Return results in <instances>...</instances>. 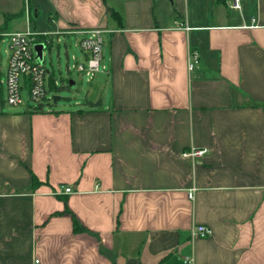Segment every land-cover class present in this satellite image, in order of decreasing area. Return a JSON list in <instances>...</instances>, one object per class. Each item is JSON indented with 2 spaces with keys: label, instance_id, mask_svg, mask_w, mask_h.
<instances>
[{
  "label": "crops",
  "instance_id": "0c3cea01",
  "mask_svg": "<svg viewBox=\"0 0 264 264\" xmlns=\"http://www.w3.org/2000/svg\"><path fill=\"white\" fill-rule=\"evenodd\" d=\"M23 2L0 29L102 28L107 70L100 106L42 113H6L1 80L0 264H264V0Z\"/></svg>",
  "mask_w": 264,
  "mask_h": 264
},
{
  "label": "built area",
  "instance_id": "2783aa9c",
  "mask_svg": "<svg viewBox=\"0 0 264 264\" xmlns=\"http://www.w3.org/2000/svg\"><path fill=\"white\" fill-rule=\"evenodd\" d=\"M234 8L239 9L240 0H231ZM175 28L190 30L187 24L177 20L174 24ZM104 29H90L79 31L74 28L68 30H61L54 33L37 31L27 29L25 31L4 32L0 29V37H8L10 42L8 46V71L6 74V103L10 106H19L25 103L22 97L23 90L28 91L29 102L31 109L40 106L42 103L54 101L52 95H49L51 86L49 77L51 72L45 68L44 62L38 58L35 51V45L43 43L47 47L52 43L51 36L72 34H84V36L77 41L76 46L79 50L86 54L83 61L78 62L77 56H73L76 63L73 65L81 73H85L89 80H92L99 72L107 70V66L103 63L104 52ZM45 53V51H44ZM200 53L197 50L191 49L188 56V68L192 72L200 65ZM71 67H69V70ZM59 82L55 81V86ZM206 149L190 148L189 151L183 153L185 158L200 159L203 158ZM195 188L188 193L190 198H193ZM66 193L73 191L72 187L64 186ZM211 233V229L206 225H197L193 230L195 237L205 238ZM189 261V260H188ZM35 264H41L40 259H36Z\"/></svg>",
  "mask_w": 264,
  "mask_h": 264
},
{
  "label": "rangeland",
  "instance_id": "374dc122",
  "mask_svg": "<svg viewBox=\"0 0 264 264\" xmlns=\"http://www.w3.org/2000/svg\"><path fill=\"white\" fill-rule=\"evenodd\" d=\"M190 5L191 2L195 0H186ZM200 1V0H199ZM23 0H0V18H3L10 11H21L23 7ZM11 25H20L21 28L30 26V28L52 32V27L48 24V15L46 11H43L39 16H36L35 12L31 14V20L27 25L25 18H16L11 21ZM80 36L77 35H59L54 37L53 43L49 44L45 49V60L44 66L49 69L53 74L54 79H57L58 88L54 91H50L49 95L59 96L61 99L58 102H51L52 105L48 106L50 109H63L71 110L79 108L87 103L88 100L96 99L97 96L95 91L98 85V78L90 81L87 75L81 73L77 68H74L73 65L76 63L74 55L78 57V62H81V52L76 46ZM8 37H0V70H2L1 80H5L6 65L8 63V46H9ZM69 67L71 69L69 70ZM70 80L75 83H71ZM96 81V82H95ZM3 96L5 97V91H3ZM22 97L25 100V103L20 106H10L6 105L4 111L6 113H16L24 112V108L29 102L28 91L22 93ZM6 99V98H4Z\"/></svg>",
  "mask_w": 264,
  "mask_h": 264
},
{
  "label": "trees",
  "instance_id": "16d2710c",
  "mask_svg": "<svg viewBox=\"0 0 264 264\" xmlns=\"http://www.w3.org/2000/svg\"><path fill=\"white\" fill-rule=\"evenodd\" d=\"M219 1H224V0H219ZM109 12H110V15L115 17V18H120V15L119 13L114 9V8H109ZM21 15V13L19 14H16V13H8L6 14L4 17L6 20H10L11 18L13 17H16V16H19ZM2 30V29H1ZM4 31V30H2ZM1 75H2V72L0 71V89L2 88V84H1ZM53 87V86H52ZM54 89V87H53ZM53 101H48V102H45V103H42L40 106L32 109L31 111L32 112H36V113H42V112H48L50 110H47V108H49L48 106H51ZM88 104H90L91 106H100V103L101 102H96L94 103L93 101L91 100H88L87 101ZM40 184V182L38 181V179L36 177H34L33 179V183L32 185L33 186H38ZM74 225H75V229L77 231H85L86 229L80 224L79 220L76 218V216L74 217Z\"/></svg>",
  "mask_w": 264,
  "mask_h": 264
},
{
  "label": "water",
  "instance_id": "95a60500",
  "mask_svg": "<svg viewBox=\"0 0 264 264\" xmlns=\"http://www.w3.org/2000/svg\"><path fill=\"white\" fill-rule=\"evenodd\" d=\"M45 49H46V46L43 43H40V44H36L35 45L36 54H38V58H39V60L41 62H44V60H45V54H44ZM60 99H61V97H59V96L56 95L55 98H54V102L56 103Z\"/></svg>",
  "mask_w": 264,
  "mask_h": 264
}]
</instances>
